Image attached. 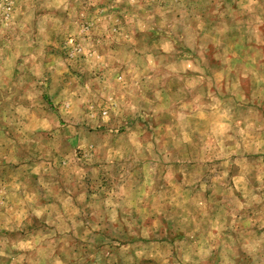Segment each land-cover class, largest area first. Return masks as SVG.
I'll use <instances>...</instances> for the list:
<instances>
[{"label":"rangeland","instance_id":"obj_1","mask_svg":"<svg viewBox=\"0 0 264 264\" xmlns=\"http://www.w3.org/2000/svg\"><path fill=\"white\" fill-rule=\"evenodd\" d=\"M57 3L0 6V199L8 205L0 216L25 213L20 227L0 229V240L39 241L15 250L29 258L23 264H127V250L143 247L163 257L145 264H179L181 255L196 264H251L230 246L237 233L264 235V15L249 14L247 0ZM97 58L106 67H93ZM113 77L132 93L124 99L139 101L138 115L106 126L60 114L65 92L96 91ZM217 106L220 122L229 108L234 120L223 155L209 147ZM181 127L194 143L173 151ZM133 135L153 152L129 160ZM150 167L151 203H138Z\"/></svg>","mask_w":264,"mask_h":264},{"label":"clouds","instance_id":"obj_2","mask_svg":"<svg viewBox=\"0 0 264 264\" xmlns=\"http://www.w3.org/2000/svg\"><path fill=\"white\" fill-rule=\"evenodd\" d=\"M97 0H91V3L95 4ZM117 3H120L121 0H116ZM129 2L134 3L135 0H129ZM3 0H0V6H2ZM63 5L64 9L69 7V0H58L57 7ZM245 10L251 14L252 16L256 15H264V3L261 0H247V4L244 5ZM41 32L44 31L43 27L40 29ZM75 35V34H74ZM72 41L69 40V44ZM164 53L171 54L172 44L168 43L163 46ZM144 55H147L145 53ZM157 59H159V53H157ZM142 63V61H141ZM97 64L106 67L103 65V61L97 58L96 63L93 64L95 67ZM149 67H153V65H149ZM157 69L160 68V65H155ZM186 69H193L194 72L199 71V69L194 67V64L187 63L184 65ZM175 71H182L179 63L176 64ZM37 76H40L41 73L37 72ZM142 75V73H141ZM204 76L201 75L198 78L192 81V85L202 84L204 82ZM100 87L93 91L92 89H77L76 93L65 92V105L60 109V114L63 116L68 115H77L81 120H88L90 123L100 124L103 123L106 126H113V121L117 119H123L127 115H138L141 112V107L139 101L133 96L131 99H124L125 96H132V93L127 91L125 88V82L123 78L120 80H115L113 77V81L109 82L108 80L99 82ZM113 83L119 85V87H114ZM133 87H135V80L133 81ZM123 89V91H121ZM119 93V94H118ZM203 94V93H202ZM211 95V93H208ZM115 97V99L113 98ZM157 100L161 104V107L155 110L154 115L160 116L163 115L165 108L163 105L165 101L160 97V94L156 93ZM29 100L32 99V96L28 97ZM151 107V106H150ZM190 107L189 105H183L182 108ZM231 109L229 108L228 112H225L223 122H220V108L217 106L213 115L217 117L216 123L212 126V138L214 140V145H210V148H219L220 154L223 155L227 149L224 148V143L230 141L232 136L229 135L230 131H234L232 127L234 125V120L231 118ZM24 113L21 112V115ZM185 119L184 116H181V120ZM45 130H50V125L45 123L43 125ZM180 135L177 137H173V151H182L186 146L192 145L194 142L192 138L184 131V128H180ZM157 144L160 143L159 140L156 141ZM87 146V145H85ZM154 145L141 143V137L139 135H133L131 137L130 142L125 147V155L128 156V159L131 160L133 157H143L144 152L147 151L149 153L153 152ZM232 151H235L233 149ZM123 159V157H121ZM165 161L168 163H172L175 157L170 155H165ZM146 159V158H145ZM183 167V164H182ZM157 169L155 167L149 168L150 177L145 188L148 191H145L144 188H138L137 191L139 193L138 203L141 201L151 203L149 200V192L152 191V182L151 175H155ZM127 182L125 181V184ZM6 192L4 188H0V197H4ZM123 195L127 196V193ZM13 195L9 196V202H12L14 199ZM18 199V198H16ZM21 205L24 204L23 201L20 202ZM156 207H154V211L160 212L162 208L159 206L160 202L156 201ZM0 206L7 207L3 199H0ZM15 207V204H13ZM37 216L40 215L39 212L36 213ZM145 217L147 213L144 214ZM25 216L24 212L13 213L11 209H9V214L7 216H0V229H11L12 227H20V220ZM115 220V216L112 217ZM261 230L264 231V224L261 225ZM141 235L144 238H148L150 235V230L144 229L141 232ZM39 241L32 240L23 243H15L10 238L7 243L5 241L0 240V258L11 259V264H23V261L29 259L25 255L16 256L14 254L17 249H35ZM231 248L243 251L246 257L250 258L251 264H264V235L255 237L253 240V236L248 234L247 232L244 235L237 233L235 239H231ZM226 251H230V248H226ZM127 264H145L147 260H156L157 257H162V254L155 248L143 247L139 249L130 248L127 250ZM194 254V251H193ZM29 264L31 262L29 261ZM165 264H167L165 258ZM179 264H196L195 261L191 259L189 255H181L179 257ZM228 264H231L229 261Z\"/></svg>","mask_w":264,"mask_h":264}]
</instances>
